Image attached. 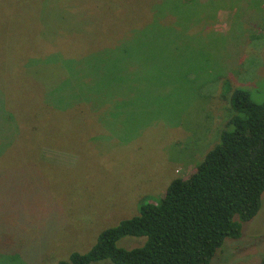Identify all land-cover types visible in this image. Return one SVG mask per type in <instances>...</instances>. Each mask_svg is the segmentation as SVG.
Segmentation results:
<instances>
[{"label": "rangeland", "instance_id": "1", "mask_svg": "<svg viewBox=\"0 0 264 264\" xmlns=\"http://www.w3.org/2000/svg\"><path fill=\"white\" fill-rule=\"evenodd\" d=\"M168 1L160 24L136 34L159 0H0V264L86 252L172 179L192 177L234 88L264 101V0ZM76 58V69L62 62ZM65 91L69 112H55ZM262 258L264 192L210 264Z\"/></svg>", "mask_w": 264, "mask_h": 264}, {"label": "trees", "instance_id": "2", "mask_svg": "<svg viewBox=\"0 0 264 264\" xmlns=\"http://www.w3.org/2000/svg\"><path fill=\"white\" fill-rule=\"evenodd\" d=\"M167 3L168 0H159L151 6L152 18L134 27L136 34L137 29L142 33L149 26L160 24ZM136 41L142 42V36ZM101 52L91 50L87 57L92 55L98 63ZM76 59L62 62L76 69L84 61ZM66 78L64 75L63 86ZM75 82L77 86L84 83L79 79ZM95 90L90 92L91 96L98 95ZM66 95L65 91L56 99L55 112L64 114L70 109V103L61 107L69 101ZM229 103L232 115L189 180L172 179L158 199L142 201L137 214L103 229L86 252L73 251L58 264H91L101 260L113 264H210L226 238H239L243 223L257 214L264 192V101L256 103L247 90L236 87ZM67 116V120H60L67 122ZM125 236L145 240L130 249L118 247L117 241ZM260 264H264V258Z\"/></svg>", "mask_w": 264, "mask_h": 264}]
</instances>
